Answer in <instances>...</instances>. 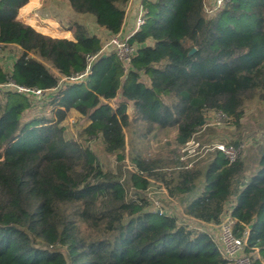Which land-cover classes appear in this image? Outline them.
Segmentation results:
<instances>
[{"label": "trees", "instance_id": "1", "mask_svg": "<svg viewBox=\"0 0 264 264\" xmlns=\"http://www.w3.org/2000/svg\"><path fill=\"white\" fill-rule=\"evenodd\" d=\"M28 1L0 0V50L16 49L10 69L0 63V264H227L207 232L150 207L151 179L198 223L219 224L229 205L234 235L244 236L252 264H264V147L245 181L243 161L218 150L204 166H187L131 142V170L120 178L61 125L75 110L88 121L80 135L118 161L127 133L148 141L174 129L181 149L208 110L238 125L247 102H264V0H225L209 13L203 0H142L127 66L78 22L67 26L70 39L36 31L18 18ZM127 1L67 3L115 35ZM88 55L87 73L70 80ZM8 82L48 91V113L24 117L37 99Z\"/></svg>", "mask_w": 264, "mask_h": 264}, {"label": "rangeland", "instance_id": "2", "mask_svg": "<svg viewBox=\"0 0 264 264\" xmlns=\"http://www.w3.org/2000/svg\"><path fill=\"white\" fill-rule=\"evenodd\" d=\"M204 5L207 8L215 5L216 0H203ZM68 4L64 0H45L44 11L52 17H60L64 21L63 27L68 26L70 22L78 21L82 23L89 33L96 34L101 37L103 52L108 51V47L104 48V45L109 40L110 36L104 35V29L97 26L94 21V17L89 14H74ZM73 13V14H72ZM16 54L14 46H6L0 50V63L4 69L11 68V62ZM118 100L114 99L110 101L111 105H115ZM37 102V103H36ZM33 103V108L25 113L24 117H30L39 112H43L45 115L48 113L49 108L46 107V96L40 97ZM126 113L130 116H134L132 106H128ZM88 124V121L81 117V115L75 110L71 109L66 118L61 122L63 126V134L66 138L80 142L82 145H86L89 149L98 157L102 166L115 171L121 172L120 178L127 175V171L131 170L129 165V145L135 144L139 147V151L143 155L148 157H154L159 162L174 161L175 164L188 161L187 166L197 165L204 166L215 155V149L213 145L218 142L233 144L236 142L235 147L239 150L238 158L241 159L245 166L244 180H248L258 168V158L264 147V102L258 100H251L247 102L244 110L243 117L240 119L239 124L235 125L228 118L224 117L220 112L208 110L205 112L204 120L197 128V132L193 135V140L198 143L194 153L188 154L186 157L185 152H181L174 142L175 131L169 129L156 138L146 140H139L137 136L129 138L127 133L125 147L122 152L124 159L121 161L116 160L115 156L106 154L102 150L99 139H86V137L80 135V132L84 126ZM134 125V124H133ZM135 127V126H133ZM201 191V182L197 183L196 188L186 197L188 200L194 199ZM144 195L151 203V208H159L162 212L176 216L179 223L188 224L193 226L194 229L199 228L201 230L215 229L203 226L201 224L196 225L193 219L184 215L182 206L175 198H170L165 188L161 183L150 180V184ZM157 204V206H156ZM229 207V206H227ZM216 230V229H215ZM217 233V232H216ZM255 254V253H254Z\"/></svg>", "mask_w": 264, "mask_h": 264}, {"label": "built area", "instance_id": "3", "mask_svg": "<svg viewBox=\"0 0 264 264\" xmlns=\"http://www.w3.org/2000/svg\"><path fill=\"white\" fill-rule=\"evenodd\" d=\"M225 0H216L215 5L210 8H207L204 5V8L207 13L213 11L216 7L220 6ZM142 0H139L138 7H137V15L135 17L134 31L142 24L143 19L142 15L144 13V9L142 7ZM133 31V32H134ZM132 32V33H133ZM131 33V34H132ZM130 36V35H129ZM129 36L123 37L118 35L110 36L109 40L104 45V48L108 47V51H113L115 55L118 57L120 61H122L124 66H127L129 58L133 52V47L128 44L127 38ZM103 50V46L101 51ZM103 52V51H102ZM94 58V56H87L88 65L86 71L82 74L70 77L69 79L72 81L81 79L86 73L89 68V63ZM4 86L8 87L9 89L16 90L17 92L23 93L26 96H31L34 99H38L40 97L45 96V93L48 92L46 90H42L39 88H28L24 86L16 85L12 82L6 83ZM198 146V143L192 139H190L183 147H181V152H185V157L195 152V148ZM215 150L220 151L229 162H233L238 158L239 150L232 144H225L222 142L215 143L213 145ZM157 206V204H156ZM156 209L160 212V209L156 207ZM193 222L199 226V224L203 226H208V230H201L208 233L211 239L214 241L218 253L227 260V264H252V259L249 254L245 253V238L244 236H235L233 233V226H234V218L229 215L228 210L225 211L223 214V218L219 224L208 225L206 223H198L195 220ZM193 228V226H191ZM200 230L199 228H196ZM217 232V233H216Z\"/></svg>", "mask_w": 264, "mask_h": 264}, {"label": "crops", "instance_id": "4", "mask_svg": "<svg viewBox=\"0 0 264 264\" xmlns=\"http://www.w3.org/2000/svg\"><path fill=\"white\" fill-rule=\"evenodd\" d=\"M67 3V0H64ZM139 0H128L124 6L125 16L122 27L120 31L115 34L118 36H129L134 31V21L137 15V5ZM68 4V3H67ZM45 0H29L23 7L18 11V18L21 19L24 23L30 25L36 31L48 35L54 38H72V33L66 27L61 25L64 24V21L60 17H52L47 12L44 11ZM68 8L69 5H67ZM70 10H72L70 8ZM74 14L76 13L72 10ZM72 13V14H73ZM78 22V21H75ZM80 23V22H78ZM82 24V23H80ZM105 36H113L107 31H104ZM229 206V205H228ZM229 210V207H227ZM208 225H214L212 223H206Z\"/></svg>", "mask_w": 264, "mask_h": 264}, {"label": "water", "instance_id": "5", "mask_svg": "<svg viewBox=\"0 0 264 264\" xmlns=\"http://www.w3.org/2000/svg\"><path fill=\"white\" fill-rule=\"evenodd\" d=\"M194 49H191V52H193Z\"/></svg>", "mask_w": 264, "mask_h": 264}]
</instances>
